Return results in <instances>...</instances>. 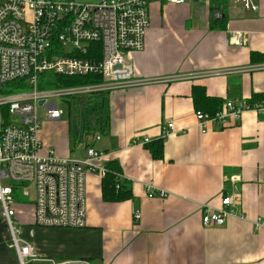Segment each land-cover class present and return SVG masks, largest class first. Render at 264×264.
<instances>
[{
	"label": "crops",
	"instance_id": "1",
	"mask_svg": "<svg viewBox=\"0 0 264 264\" xmlns=\"http://www.w3.org/2000/svg\"><path fill=\"white\" fill-rule=\"evenodd\" d=\"M258 4L259 11L252 12L233 0H215V9L211 0L150 3L145 48L127 55L136 77L247 70L96 97L100 132L85 148L104 152L106 163H118L132 199L104 201L103 177L90 174L83 229L38 227L33 205H18V223L28 228L25 240L38 255L90 264H264V227L253 224L264 219V113L245 112L225 127L214 122L202 127L193 95L194 87H204L206 95L220 99L223 106L264 94V70H249L264 65V0ZM218 12L227 19L225 30L211 28ZM47 122L51 127L43 122L39 132L44 151L52 148L63 158L85 157L72 149L70 130L65 131L60 120ZM170 122L174 134L160 139L162 127ZM145 138L151 142L144 144ZM158 142L160 159L149 147ZM149 188L155 191L152 198ZM162 191L165 197L157 194ZM224 195L238 197L241 217L229 218L222 227H204V207L220 208ZM135 213L140 220H134ZM0 264H19L2 218Z\"/></svg>",
	"mask_w": 264,
	"mask_h": 264
},
{
	"label": "built area",
	"instance_id": "2",
	"mask_svg": "<svg viewBox=\"0 0 264 264\" xmlns=\"http://www.w3.org/2000/svg\"><path fill=\"white\" fill-rule=\"evenodd\" d=\"M152 1L98 0L92 4L78 0H0V218L6 223L19 264H90L41 257L17 227L19 195L29 199L32 188L36 226L85 228L88 176L104 177L107 173V155L94 148H87L81 160L60 157L52 148L44 151L39 132L44 121L61 120L64 112L59 99L88 101L129 87L194 81L247 70L208 71L163 79L136 77L127 55L145 48ZM167 1L184 4L191 0ZM233 2L247 11L257 12L260 8L258 0ZM93 44L100 45L91 48ZM249 70H264V65ZM48 72L66 77L97 75L101 82L39 90V76ZM18 80L27 82L25 91L1 93L8 83ZM245 112L264 113V100L226 102L214 115L196 111L195 117L202 127L208 122L225 127ZM174 126L173 122L164 125L160 139L172 136ZM150 142L149 138L143 141ZM154 193L149 188L150 198ZM157 194L166 195L163 191ZM237 204L238 197L224 195L220 208L205 206L202 225L222 227L229 218L241 217ZM140 218V213H135L134 220ZM253 224L256 229L262 228L264 219L259 217Z\"/></svg>",
	"mask_w": 264,
	"mask_h": 264
},
{
	"label": "trees",
	"instance_id": "3",
	"mask_svg": "<svg viewBox=\"0 0 264 264\" xmlns=\"http://www.w3.org/2000/svg\"><path fill=\"white\" fill-rule=\"evenodd\" d=\"M215 0H211V7H214ZM226 4V1L224 2ZM220 27L221 29L227 28L226 17H220L216 20L211 21V28L215 29ZM100 44H93L94 46H99ZM255 56V54H254ZM101 82V78L97 75H88L83 77H66L61 75H56L53 73H44L39 76L38 89L39 90H49L55 88L63 87H73L87 84H95ZM27 82L25 80H18L8 83L2 90V94L17 93L25 91L27 89ZM194 103L197 111H202L203 113L214 115L222 106V101L218 98H212L206 95L204 87L196 86L193 89ZM264 100V94L256 95L252 98V101H262ZM151 152L156 159L163 157L162 143L158 142L149 146ZM107 173L102 178L101 188L102 197L106 202L119 203L132 199L131 190L129 188L130 183L123 178H119L121 175V168L116 162H107ZM23 198H18V205H27L21 202ZM21 202V204H19ZM17 206V207H19Z\"/></svg>",
	"mask_w": 264,
	"mask_h": 264
},
{
	"label": "rangeland",
	"instance_id": "4",
	"mask_svg": "<svg viewBox=\"0 0 264 264\" xmlns=\"http://www.w3.org/2000/svg\"><path fill=\"white\" fill-rule=\"evenodd\" d=\"M66 1V0H65ZM80 2L92 3L96 4L98 0H78ZM83 100L73 99V98H65L59 99L58 105L60 109L63 110L64 114L61 118V125H63L68 131L70 144L73 150L77 152L79 156L85 153L86 144H90L94 142L97 134H99L100 129L96 125V117L99 113L97 109V98L94 97L89 99L85 105H82L81 102ZM46 121H44L45 123ZM43 123V124H44ZM49 123V121L47 122ZM46 124V123H45ZM44 124V125H45ZM51 124H46L45 127ZM61 128V127H60ZM77 130H79V134L77 135ZM61 131V129H60ZM85 148V150H84ZM6 184V183H4ZM21 197V195H19ZM34 197L33 190L31 188L30 198L29 199H22L21 202L24 204H33L32 199ZM22 198V197H21ZM19 202V204H21ZM18 229H21L22 226L18 225ZM43 228H52V227H43ZM23 234L21 237L25 240V236H27V229L26 227H22ZM56 229H68V228H56ZM26 241V240H25ZM15 251V250H14Z\"/></svg>",
	"mask_w": 264,
	"mask_h": 264
},
{
	"label": "water",
	"instance_id": "5",
	"mask_svg": "<svg viewBox=\"0 0 264 264\" xmlns=\"http://www.w3.org/2000/svg\"><path fill=\"white\" fill-rule=\"evenodd\" d=\"M43 104V102H40V105H42Z\"/></svg>",
	"mask_w": 264,
	"mask_h": 264
}]
</instances>
